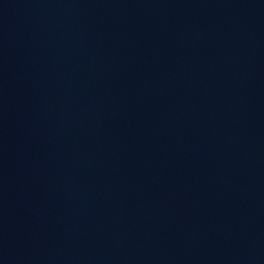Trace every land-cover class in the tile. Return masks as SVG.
Returning a JSON list of instances; mask_svg holds the SVG:
<instances>
[{
	"label": "water",
	"instance_id": "obj_1",
	"mask_svg": "<svg viewBox=\"0 0 264 264\" xmlns=\"http://www.w3.org/2000/svg\"><path fill=\"white\" fill-rule=\"evenodd\" d=\"M0 264H264V0H0Z\"/></svg>",
	"mask_w": 264,
	"mask_h": 264
}]
</instances>
